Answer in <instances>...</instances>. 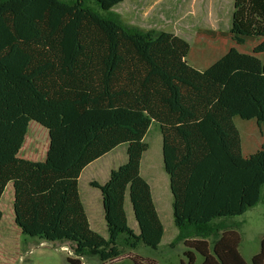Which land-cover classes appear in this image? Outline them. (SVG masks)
<instances>
[{"label": "trees", "instance_id": "1", "mask_svg": "<svg viewBox=\"0 0 264 264\" xmlns=\"http://www.w3.org/2000/svg\"><path fill=\"white\" fill-rule=\"evenodd\" d=\"M122 1L90 0L94 8L86 0H0V199L12 183L20 232L68 244V264L157 251L164 225L141 175L144 137L157 122L179 230L172 246L185 248L180 264H264V237L247 262L242 235L219 222L264 198V0H234L227 32L202 31L256 44L250 53L231 48L205 71L187 62L184 38L123 25L112 14ZM236 117L256 120L263 137L246 158ZM31 123L48 131L44 162L19 157ZM124 144L127 162L104 184L91 183L102 198L104 237L90 225L79 179ZM127 196L139 233L128 224ZM2 218L0 209V225Z\"/></svg>", "mask_w": 264, "mask_h": 264}, {"label": "rangeland", "instance_id": "2", "mask_svg": "<svg viewBox=\"0 0 264 264\" xmlns=\"http://www.w3.org/2000/svg\"><path fill=\"white\" fill-rule=\"evenodd\" d=\"M63 1L69 2L71 0ZM86 1L89 6L96 8L94 4L90 3V0ZM191 1H187L188 5H190ZM214 6L215 12L218 5L215 4ZM233 9L234 0H224L225 23H229L230 25ZM169 29L176 28L171 26ZM163 31L168 30H163L162 27L160 32ZM157 32L160 33L159 31ZM191 32L196 33L195 30ZM186 40L191 46L187 61L192 67L200 71L207 70L218 59L228 53L231 48H236L242 53H250L256 45L255 43H247L238 46L231 39H225V43H221L220 45L218 41L215 42L197 35H191ZM235 124L241 132L243 140L246 139L247 151L253 152L255 149H259L258 147L262 144V137L256 120L245 121L241 118H236ZM144 141L150 149L142 159L141 174L151 185L155 205L165 227V235L160 244L159 251L142 246V248L136 251V256L132 254V251H126L120 260L107 262L106 264H134L130 258H137L140 261L145 259L157 260L155 261L156 264H178L176 257H171L174 252H172L173 249L169 246L170 243L172 245L174 242L177 228L173 221V195L170 191L169 176L165 172L163 164L162 135L157 123L154 122L152 124ZM44 145H46L44 129L32 124L25 144V151L29 149V152H33L34 155H42ZM126 146V144L122 145V147L111 153L103 161L96 163L92 168L90 167L91 169L84 173L83 182L80 185L84 195L85 192L90 191L92 192L91 195L97 200L96 213L91 208V211H94L91 213V227L104 237H107L108 232L103 211L101 214L99 208V192L93 189L88 183L94 179L104 184L107 181L106 179H108L107 177H109V169L116 170L125 164L128 157L126 151H123V148L125 149ZM33 148H35L34 151H32ZM12 205L13 187L9 184L0 202V208L4 214L0 226V264H68L66 259L68 257H75L68 244H62L60 242L44 243L38 238L22 234L15 224ZM125 208L129 226L136 233H139L132 204L128 196L126 197ZM232 220L239 224V229L237 230L243 238L242 254L249 260L250 257L260 251L261 240L264 237V198H262V201L256 207L248 210L246 214ZM175 246L178 247V252H182L183 245L181 243H177ZM83 262L84 264H101L97 258H88Z\"/></svg>", "mask_w": 264, "mask_h": 264}, {"label": "crops", "instance_id": "3", "mask_svg": "<svg viewBox=\"0 0 264 264\" xmlns=\"http://www.w3.org/2000/svg\"><path fill=\"white\" fill-rule=\"evenodd\" d=\"M187 1L188 0H123L122 3H120L117 7H115L112 10V14H114V16H116L122 22L123 25H125L126 27H128L130 29H138V30H141L144 32H147V31H156V32L159 31L160 32L161 28L163 27V30H168V31H163V32H172L175 35L184 38L185 40L187 38H189L191 35H197V36H201V37H206V38L213 40L215 42L218 41L220 43V45H221V43H225L224 42L225 39L230 40L229 37H222V36L210 37V36H207V35L202 33V31H204V30H212V31H217V32H227L230 29V24L225 23L224 0H192L190 2V5H188ZM215 4H217L218 7L216 8V11L214 12V7H215L214 5ZM171 26L175 27L176 29H169V27H171ZM192 30H195L196 33L195 34L192 33L191 32ZM190 32H191V34H190ZM198 43H200V42H198ZM190 49H191V46H190ZM198 71H200V70H198ZM236 118H238V117H236ZM236 118L234 119V123L236 121ZM153 123L154 122H152V124ZM155 123H157V122H155ZM32 124L38 125L36 123H31V125ZM152 124H151V126H152ZM157 124L160 127V124L159 123H157ZM38 126L41 127L42 129H44L45 134H46V145H44L42 148V155H34L33 152L32 153L29 152V149L25 151V144L27 142V138L29 135V132H28V135L26 137V141H25V143H24V145H23V147L19 153L20 158L32 160L35 162H44L45 161L47 151H48V147H49V134L45 128H43L40 125H38ZM151 126H150V128H151ZM235 126H236V124H235ZM150 128H149V130H150ZM236 128H237V126H236ZM149 130H148L147 134L149 133ZM160 131H161V127H160ZM238 131H239V129H238ZM239 133L241 136L242 155L244 158L248 157L249 155L256 153L261 148V146L263 144L262 135H261L262 144L260 147H258L259 149H255V151H253V152H248L246 149V139L243 140L240 131H239ZM147 134H146V136H147ZM161 135H162V131H161ZM145 137H144V140H145ZM120 147H122V145L119 146L118 148H120ZM118 148L114 149L112 152L103 156L102 158L95 161L94 163L90 164L88 167H86L84 169V171L82 172V174L80 176L79 193H80L81 200H82V203L84 205L86 214L88 216L90 225H91V220H92L91 213L97 209V200L91 195L92 192L87 191V192H85V195H84L82 190H81L80 185H81V182H83V177L85 175L84 173L87 172L88 170H90L96 163L103 161L107 156H109L111 153L115 152ZM125 149L127 150V146ZM125 149L123 148L124 152L126 151ZM149 149H148V151H149ZM34 150H35V148H33L32 151H34ZM147 152H145L144 155ZM144 155H143V157H144ZM162 156H163V164H164V169H165L164 154H163V135H162ZM143 157H142V159H143ZM141 167H142V161H141ZM110 170L111 169H109L108 176H110L109 173H111V171H112V170L111 171ZM107 178L109 179V177H107ZM108 179H106V180H108ZM93 180L88 184L91 185L92 182H97V181H95V180L93 181ZM169 182H170V177H169ZM97 183H99V182H97ZM99 184H101V183H99ZM10 185H12V183H10ZM149 185H150V183H149ZM12 187H13V185H12ZM91 187L93 189H96L99 192L100 200L98 203H99V208H100L101 214H102L103 206H102V198L100 195V191H99V189L93 187L92 185H91ZM150 187H151V185H150ZM151 191H152V188H151ZM170 191L172 193L171 188H170ZM172 195H173V193H172ZM3 196H4V194H3ZM1 200H2V198L0 199V202H1ZM153 201H154V198H153ZM173 202H174V196H173ZM13 203H14V188H13ZM154 204H155V201H154ZM172 207H173V204H172ZM12 208H13V213H14L13 205H12ZM91 208L94 211H91ZM156 209H157V207H156ZM2 213H3V211H2ZM95 213H96V211H95ZM103 214H104V211H103ZM158 214H159V212H158ZM159 217H160V214H159ZM237 217H240V216L230 217L227 219H223L222 221H219V222L225 224L229 228H233V229L237 230V229H239V224L236 221L232 220V219L237 218ZM160 219H161V217H160ZM2 220H3V218H2ZM173 221H174V218H173ZM178 234H179V230L177 228L176 237L178 236ZM164 235H165V227H164ZM163 238H164V236H163ZM162 241H163V239H162ZM181 244L183 245V243H181ZM169 246H171V249H173L172 252H174V254L171 257H173V256L176 257L178 264H180V261L184 260V257H183V254L185 251L184 246H183L182 252H178L177 251L178 247L175 245L172 246L171 243L169 244ZM157 251H159V249ZM240 252L242 254V245L240 248ZM135 253H136V251H132V254L136 256ZM256 254H254V255H256ZM242 256L244 257L243 254H242ZM253 256L250 257L249 260H247L245 257H244V259L247 262H251V259L253 258ZM155 261H157V260H155ZM199 263H201L200 258L198 259V264Z\"/></svg>", "mask_w": 264, "mask_h": 264}]
</instances>
